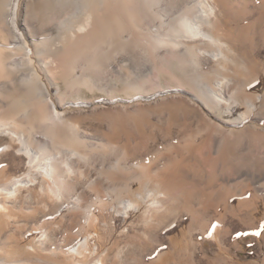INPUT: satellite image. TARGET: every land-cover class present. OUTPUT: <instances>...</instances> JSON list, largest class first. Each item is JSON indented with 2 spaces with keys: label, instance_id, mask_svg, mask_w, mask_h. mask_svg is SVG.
Returning <instances> with one entry per match:
<instances>
[{
  "label": "rangeland",
  "instance_id": "1",
  "mask_svg": "<svg viewBox=\"0 0 264 264\" xmlns=\"http://www.w3.org/2000/svg\"><path fill=\"white\" fill-rule=\"evenodd\" d=\"M25 1L21 0V8ZM219 3V15L228 28L227 40L236 61H225L218 65L207 55L200 59L204 69L210 71L211 85L219 89L218 84L224 78L230 83L231 94L237 87L231 75L237 74L239 80L251 82L246 63L254 64L256 76L264 77V0H219ZM154 21L152 28L160 22L159 19ZM134 31L135 36L125 34L115 49L106 52L101 73L96 78L97 88L92 91L83 88L69 99L72 103L65 107V113L72 118V123L87 135L85 146L92 149L94 145L111 141L116 146L132 149L133 154L128 153L126 166L129 175L121 184L128 181L131 188L153 192L168 164L184 168L179 166L182 155L175 150L187 138L183 134L184 128L193 129L194 135L207 130L198 118L188 120L186 126L172 120L171 110L180 96L194 102L196 108L208 114L214 122L210 132L215 133L217 127L227 131L219 154L213 152L212 137H207V142L201 144L205 153L199 158H189L188 165L185 164L186 172L180 171L178 167L173 172L178 177L179 188L169 190L175 196H172L170 212H166V215L157 212L161 215L160 219H147L143 217V211L131 216L117 212L123 197L132 196L121 192L123 187L120 183L115 182L113 185L101 175L103 171L113 170L119 163V155L108 151L102 159L81 162L86 167L81 178L62 175L61 180L71 181L72 196H80L78 203L64 199L59 207L51 210L48 206L33 221L29 219L30 212L41 210L40 205L32 199H27V203L22 205L11 204L9 216L1 215L0 237L11 243L7 247L13 252L14 245L26 241L32 235L36 224L52 216L51 212L62 211L64 206L70 205L71 211L48 226L50 239L46 245L48 248L43 252L44 259L68 264L66 259L59 257L62 255L59 249L65 251L67 245L73 244L81 232L87 229L88 232L97 233L96 251L97 255H101L102 264H264V232L260 236L249 234L234 238L236 231L251 233L256 230L259 221H264V131L245 132L247 135L241 133L244 126L227 123V115L207 110L192 99L189 94L198 95L199 92L192 75L188 77L191 87H184L186 94L168 91L155 95L158 91L176 88L181 84L160 65L161 59L158 57L165 47L157 45V48H153L154 43L146 42L139 28ZM212 68L217 70L216 73ZM132 83L139 84L141 89H128L126 85L132 86ZM50 90L53 94V90ZM260 93H264V85ZM226 99L230 100L227 96ZM80 100L87 103L76 105L75 102ZM252 118L249 125L254 123L264 129L262 120ZM3 139L4 136L0 135V142ZM25 162V158L16 151H10L0 157V168L7 167L5 175L11 177L22 173ZM135 164H148L144 176ZM130 172L137 173L136 177H131ZM145 176L146 179H142ZM96 180H101L103 185H97ZM217 183L221 185L218 187ZM156 197L157 194L152 195V199ZM141 205L142 209L146 208V204L141 202ZM96 216L98 223L92 218ZM212 222H217L220 227L209 237L206 230ZM33 225L34 228H31ZM95 239L96 236H93L90 241L92 246L95 245ZM97 259L87 258L90 264H94ZM79 262L80 259L72 258V264Z\"/></svg>",
  "mask_w": 264,
  "mask_h": 264
},
{
  "label": "bare ground",
  "instance_id": "2",
  "mask_svg": "<svg viewBox=\"0 0 264 264\" xmlns=\"http://www.w3.org/2000/svg\"><path fill=\"white\" fill-rule=\"evenodd\" d=\"M218 3L219 0H27L21 8V0H0V135L4 136L3 142H0V157L16 151L26 160L25 168L19 175L7 177L8 168H0V218L2 214L9 216L11 204H26L27 199L41 206V210L30 212L29 219L32 221L38 213H44L49 207L51 210L59 207L64 199L78 203L80 196H72L71 181L64 182L61 180L62 175L66 174L69 178L83 176L86 167L81 162L102 159L108 151L119 155V163L113 170L103 171L101 175L113 185L125 181L129 175L126 172L128 153L133 154V150L116 146L111 141L94 145L92 149L87 148V135L72 123V118L65 113V107L72 103L69 99L83 88L90 91L97 88L96 78L101 73L106 52L115 49L125 34L135 36L136 28H139L146 42L154 43L153 48L157 45L165 47L158 57L161 59L160 65L181 84L176 88L158 91L155 95L168 91L186 94L184 87H191L189 78L193 76L199 92L198 95L189 94L192 99L207 110L227 115V123L244 126L241 133L264 131L254 123L249 125L252 117L264 123V93H260L264 77L256 76L254 64H245L250 83L239 80L237 74L231 75L237 87L230 94V83L224 78L218 84L219 89L211 85L210 71L205 70L201 62L200 58L204 55L218 65L225 61H236L227 40L228 28L219 15ZM19 17L23 18L21 23ZM155 19L160 22L152 28ZM169 59L172 61L169 62ZM132 84L126 87L141 89L139 84ZM86 103L81 100L75 102L76 105ZM175 103L171 115L176 124L186 126L188 120L198 118L207 130L203 129L204 133L196 132L199 135H194L193 129L183 127V134L187 138L183 137L184 142L175 150L182 155L179 166L184 168L168 164L162 178H159L158 187L153 184L156 186L152 188L153 192L131 188L128 181L121 184V192L132 197H123L118 213L131 216L143 211V217L147 219H157L161 212L166 215L175 197L174 192L169 190L179 188L174 170L178 167L180 171L186 172L189 158H199L205 153L201 144L207 142V137H212L213 152L219 154L227 131L217 127L215 133L210 132L214 122L202 109L196 108L194 102L179 96ZM135 166L144 176L148 164ZM136 175L135 172L131 173V177ZM146 176L142 179H146ZM95 182L97 185L102 184L101 180ZM24 192L28 195L26 193L24 196ZM153 194H157L155 199H152ZM141 202L146 204L145 209H142ZM69 210L71 207L67 205L62 211L51 212L52 216L36 224V229L26 241L14 245L13 252L7 247L11 243L0 237V264H65L59 260L54 262L44 259L43 252L48 248L46 245L50 239L49 224L65 216ZM165 217L162 218L167 219ZM92 218L95 223L99 222L97 216ZM93 236H96V246L90 244ZM97 241V233L85 229L73 244L67 245L65 251L59 249L62 253L59 257L66 259L68 264H72V258L80 259V264H90L87 258L97 257L94 264H102L101 255H97L96 251Z\"/></svg>",
  "mask_w": 264,
  "mask_h": 264
},
{
  "label": "snow or ice",
  "instance_id": "3",
  "mask_svg": "<svg viewBox=\"0 0 264 264\" xmlns=\"http://www.w3.org/2000/svg\"><path fill=\"white\" fill-rule=\"evenodd\" d=\"M218 227H220V224H218L217 222H212L211 225H210V227L206 230L207 235H208L209 237H211L212 234H213V231H214L216 228H218ZM262 232H264V221H259V222L257 223V225H256V230H255V231H253V232H251V233H249V232H240V231H236V232H235V236H234V238H238V237H240L241 235H249V234L254 235V236H260Z\"/></svg>",
  "mask_w": 264,
  "mask_h": 264
}]
</instances>
